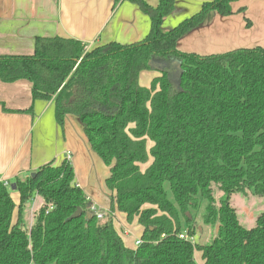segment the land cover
<instances>
[{
    "label": "trees",
    "instance_id": "16d2710c",
    "mask_svg": "<svg viewBox=\"0 0 264 264\" xmlns=\"http://www.w3.org/2000/svg\"><path fill=\"white\" fill-rule=\"evenodd\" d=\"M130 1L151 19L138 42L87 49L78 39L38 36L33 54H0L3 82L29 80L34 100H54L60 125L67 115L79 119L109 167L106 184L114 192L99 218L68 158L16 179L18 204L13 183L0 182V264H264V212L246 228L231 203L248 188L264 197V47L211 54L179 47L213 15L246 7L234 10L241 0H205L165 29L177 0L155 7ZM152 60L168 65L143 86L141 73L153 69ZM173 60L181 65L179 84ZM214 186L225 195L219 203ZM78 208L82 215L69 219ZM116 210L143 227L136 248L116 229ZM197 217L216 231L208 245L180 236L197 235Z\"/></svg>",
    "mask_w": 264,
    "mask_h": 264
},
{
    "label": "crops",
    "instance_id": "0c3cea01",
    "mask_svg": "<svg viewBox=\"0 0 264 264\" xmlns=\"http://www.w3.org/2000/svg\"><path fill=\"white\" fill-rule=\"evenodd\" d=\"M145 1L155 7L160 0ZM204 1L177 0L178 11L172 14L177 22L182 21L184 18L179 16L190 12L186 5H197L199 11ZM240 7H246L245 11L229 16L213 15L181 40L180 49L211 54L239 47H264V0L233 4L235 11ZM172 14L166 17L165 24L174 23ZM150 30V17L130 0L116 4L115 0H0V54H33L38 36L78 39L90 49L111 41L138 42ZM32 87L29 80L6 83L0 79V177L10 183L24 180L42 165L51 162L58 165L68 158L75 168V182L85 190L92 204L108 212L114 195L106 184L109 167L90 148L79 119L67 115L64 125H60L55 117L54 100H34ZM31 107L33 112L26 111ZM12 196L18 204L20 193L13 192ZM114 215V222L119 218L121 225H117L125 243L128 241L126 245L136 248L139 237L134 242L125 240L131 235L125 224L127 215L118 210ZM139 226L142 236L143 227Z\"/></svg>",
    "mask_w": 264,
    "mask_h": 264
},
{
    "label": "rangeland",
    "instance_id": "374dc122",
    "mask_svg": "<svg viewBox=\"0 0 264 264\" xmlns=\"http://www.w3.org/2000/svg\"><path fill=\"white\" fill-rule=\"evenodd\" d=\"M186 7L190 8V12L188 13V15L186 14V16H184V15H182V17L179 16V18H186L188 16L195 14L198 11V10H196L197 5L189 4V5H186ZM176 10H177V8L175 9V12H176ZM175 14H179V13H175ZM171 20L174 23L172 24V23H170V21L166 22V24H164L165 29H169L173 26H176L180 22V21L177 22L178 19H176V17L174 15L172 16ZM183 51H185V50H183ZM171 63H172L171 70L173 71L172 77H173V79H175L177 76L179 77L180 67H179L178 61L173 60V61H171ZM166 65H168V63H166ZM148 71H143V72H148V73L141 74V79H140L141 84L151 85L152 79H153L152 76L154 77L158 74H161V71H159L157 69H150ZM150 72H152V73H150ZM178 77L175 80H177ZM145 86H147V85H145ZM145 167L146 166H143V169ZM14 182L15 181H13L12 183H14ZM14 192H16V191L14 190ZM214 194H215V198H216L218 203L225 196L224 193L217 186H214ZM231 203L237 209V214L239 216V220H240L241 224L243 226H245L246 228L254 227L256 225L257 218L264 212V197L256 194L253 189L248 188L243 192L234 193L231 197ZM205 205H206V203H203L202 208H204ZM121 216L123 218H125V216H123V215H121ZM25 218H26L25 219L26 223H28L31 220V219H29L28 213H26ZM197 219L199 221L198 223L201 225L199 226V232L194 237V241H197L200 244L208 245L211 242H213V239L215 238V232L216 231H214L213 227L208 226V225H204L203 221L201 220V217H197ZM125 220H126V222H125L126 226L131 230V235L127 236V238L125 240L126 241L129 240L131 242H134L136 237L137 238L141 237V231H142L141 227L139 226L137 219H134L132 222H129L127 220V218H125ZM117 223L119 224V226L121 225L119 218L117 219V222H115V227L118 231H120ZM126 244L128 245V241L126 242ZM197 254H198V262L200 263V261H201L200 260L201 259L200 253L198 252Z\"/></svg>",
    "mask_w": 264,
    "mask_h": 264
},
{
    "label": "water",
    "instance_id": "95a60500",
    "mask_svg": "<svg viewBox=\"0 0 264 264\" xmlns=\"http://www.w3.org/2000/svg\"><path fill=\"white\" fill-rule=\"evenodd\" d=\"M178 63H179V62H178ZM151 66H152L153 69H157V70H159V71L162 72V71H164L165 68H166V63H165V62L158 61V60H152V61H151ZM179 67H180V70H179L180 72H179V77L177 76L178 79L175 80L177 77H176L175 79H173V77H172V79H173L177 84H179V82H180V76H181V65H180V63H179ZM31 175H32V176H35L36 173L33 172V173H31ZM16 188H17L16 183H13V184H12V189H13V190H16ZM82 213H83L82 209H81V208H78V209L75 211V213H74L69 219L77 218V217H79L80 215H82ZM219 228H220V226L218 225L217 228H216L217 232H218Z\"/></svg>",
    "mask_w": 264,
    "mask_h": 264
},
{
    "label": "built area",
    "instance_id": "2783aa9c",
    "mask_svg": "<svg viewBox=\"0 0 264 264\" xmlns=\"http://www.w3.org/2000/svg\"><path fill=\"white\" fill-rule=\"evenodd\" d=\"M0 182L4 183L6 186H10L11 183L8 182L6 179L0 177ZM92 209L97 213L99 218H104L105 212L99 210L94 204H92ZM127 233V232H126ZM182 238L189 239L191 241H194V237L189 236L187 231H184L183 233L180 234ZM142 240L138 238L136 240V245L141 244Z\"/></svg>",
    "mask_w": 264,
    "mask_h": 264
}]
</instances>
